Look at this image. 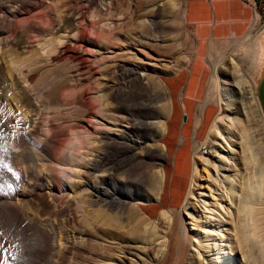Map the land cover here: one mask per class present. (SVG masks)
I'll return each instance as SVG.
<instances>
[{
  "label": "bare ground",
  "instance_id": "bare-ground-1",
  "mask_svg": "<svg viewBox=\"0 0 264 264\" xmlns=\"http://www.w3.org/2000/svg\"><path fill=\"white\" fill-rule=\"evenodd\" d=\"M102 4H105L106 7L101 5L99 10L109 9L112 0H104ZM40 7L38 3H29L28 0H23L22 3L8 9L6 13L14 17L10 32H17L20 27L26 25L27 21L32 27L40 28V23L31 22V16L24 17L25 14L37 11ZM3 8L4 6L0 4V9ZM257 18H260L259 13H257ZM48 22V25L52 24L54 22L53 17ZM91 25L94 31L87 28L80 30L83 39L80 50L66 46L64 52L75 60L81 61V66L88 69L91 76L99 84L98 88H91L83 94L90 100V105L85 111L84 122L79 131L80 134L95 139L87 142L88 150L85 153L81 149L80 137L76 133L72 152L76 165L72 168H66L67 172L64 175L71 173L68 176L69 179L66 180L67 183L53 176V184H50L48 189L46 186L35 188L32 196L34 198H18L16 201H11L12 193L9 189L11 176L7 173L1 176L0 184L4 183V187H0V224L5 219H10L14 223H18L21 230L32 231L35 229L36 231L32 232H37L41 237V246L35 248L36 253L53 251L59 256H66V253L71 249H75L74 251L79 253L78 247L72 246L76 240L73 244L70 238L68 239L67 236L65 237L61 234L62 232L58 231L60 207L58 208L57 202L60 198L70 197L74 199L73 202L78 204V201L84 198L83 203L85 205L82 206V216H87V207L102 206L104 208L93 210L94 217L111 220L114 222V227L120 231L118 235L124 249V255L115 257V259L111 258L101 262V264H156L163 257L165 258L169 252L171 244L169 234L175 226L176 212L174 210L177 208L165 207L161 209L157 218L152 217L143 206L137 204L136 201L134 202L137 195L133 190L137 187V175L140 172L145 177L151 172L153 174L150 175L155 177L153 181L155 184L152 187L153 196L142 199L140 202L151 199L159 200L164 189L166 167L164 162L159 165L154 164V166L152 159L163 161L168 159L169 155L168 146L164 139L169 132V120L173 108L171 109L172 103L166 79L161 77L168 68L165 62L166 58L163 57L160 48H156L157 41L156 43L153 41L155 43L153 47H150L148 43H146L148 45L136 46L128 42L129 39L125 40L116 36L113 21L91 23ZM7 42L10 44L8 40ZM149 42L151 43V41ZM263 45L264 41L260 46L263 47ZM260 46L259 48H262ZM263 49L261 51L259 49L257 53L260 52L259 58L264 63ZM254 53L256 52H253V59L257 56ZM260 54H263V57ZM187 58L189 59L186 63L181 60L186 67L193 57ZM261 61L259 62L262 63ZM232 62L236 72V74L234 72L233 81L230 82L232 88L229 85L221 87V96L217 103L219 110L210 122L202 144L198 145L199 148L193 156V178L188 189L191 196L194 184L199 178L200 163H204V160L206 163L210 161V166L218 172L215 177L214 188L209 189V185H206L205 188L209 190V193L206 190L199 192L200 198L191 204L197 216L188 214L192 229L197 230L202 222L213 221L216 223L210 230L203 227L204 229L196 235L195 249H193L195 252L191 257L192 264L196 263V258H198L196 255L201 258L200 263L196 264H235L234 257L236 256L235 258L238 259L236 251H239L238 247L243 238H249V236L254 237V242L261 243V248L264 249V159L255 165L247 166L255 178V183L253 182L251 187L252 191L248 190V193V191L237 190L238 186L241 185L242 187L243 182L237 177L231 178L228 175L227 172L233 171V169L227 164L229 162L227 157L220 151V149H225L224 146L216 143L222 139L227 147H231L228 136L235 131V128L232 126L234 119L228 113V98L232 97V92L240 94L244 103L243 112L247 124L252 125L254 116L259 117L257 122L264 129L263 78L257 80L252 75L255 72L251 74L246 68L240 67V63L237 61L233 60ZM183 65L178 66L179 68L175 67L177 69L173 73L179 72ZM214 75L218 87L220 86L218 83L219 74L215 72ZM30 79L31 76L21 70L17 75H11L9 80L0 81V122L3 123L2 132H4V136L12 134L15 138L20 139L24 134L26 104L36 110V114L31 118L29 124L31 133H35L39 129L40 117L38 112L41 104L36 101L31 92ZM100 79L101 81H99ZM236 88H238L237 91ZM229 90L230 95H228ZM160 96H163L164 102L162 104L159 103ZM58 97L67 101L65 98H60L59 95ZM78 99L81 100V95H78ZM99 99L103 100L101 105L97 103ZM13 102H16V106L13 105ZM12 126H15L13 132L9 131ZM226 132L229 133L228 136L225 135ZM45 135L51 145L47 149L52 154H57L60 146L64 145L65 139L60 137L55 126ZM196 136L197 134L193 138L197 139ZM183 143L185 142L183 141ZM211 143L213 144L211 145ZM93 145L99 148L91 149ZM215 148L220 152L214 161L209 159L214 155L206 157L204 153H211L209 149ZM229 152L232 151L229 150ZM253 156L255 155L252 154ZM200 157L204 158L203 161ZM245 159L250 162L249 156H246ZM82 163L85 164L86 168H81ZM224 163L225 167L222 166ZM235 166L238 171V163L235 162ZM17 170L19 172L18 178L22 170ZM151 176L147 178H153ZM71 186L74 192L78 189H83L84 192L86 190L84 196L78 199V197L70 195ZM208 194L213 198V201L207 200L206 195ZM22 199H24V204H29L32 207L33 213H30L28 208H23L20 202ZM184 201L183 207L186 208L188 206L187 196ZM223 201L229 203V207L223 206ZM231 207H235L233 213L235 224L227 226L223 222H228L226 216L231 213ZM217 209H221L225 215L218 213ZM198 210L200 211L198 212ZM226 210L229 213H226ZM44 214L48 215L45 220L42 219ZM112 222L110 223L112 224ZM234 243L237 245L234 246ZM0 264H5L4 256Z\"/></svg>",
  "mask_w": 264,
  "mask_h": 264
},
{
  "label": "rangeland",
  "instance_id": "rangeland-1",
  "mask_svg": "<svg viewBox=\"0 0 264 264\" xmlns=\"http://www.w3.org/2000/svg\"><path fill=\"white\" fill-rule=\"evenodd\" d=\"M22 1L0 0V4L4 6L3 9H0V36L2 42L0 44V81L9 80L11 75H17L21 70L25 74L28 73L31 76V92L36 101L41 104V108L38 112L40 117L38 131L31 133L29 124L31 118L36 114V110L25 103L26 124L24 134L20 139L15 138L12 134L10 136H4V134L0 136V177L4 176L5 173L11 176V182L9 183V189L12 193L11 201H16L18 198H34L32 196L35 188L46 186L48 189L49 185L53 184V176L67 183L66 180L69 179L68 176L71 173L64 175L67 172L66 168H72V166L76 165L72 157L76 133L80 137L81 149L85 153L88 150L87 142L95 139L94 137L88 138L86 135L80 134L79 131L84 122L85 111L90 105V100L83 94L91 88H98L99 84L91 76L89 70L81 66V61L75 60L64 52L66 46L80 50V46L83 43L80 30L87 28L94 31L91 23L98 24L99 22L113 21L115 32L117 33L116 36H120L125 40L129 39L127 41L136 46L150 44L149 46L153 47L157 41L156 48H160L163 57L166 58L165 62L168 67L161 76L165 79L169 74H172L177 68L186 63L189 59L187 57L191 58V54H193L195 49L192 32L185 21L184 0H112L110 8L103 11L98 8L101 5L106 7V3L102 4L104 0H28L29 3H38L41 7L37 11L25 14L24 17L31 16V22L40 23V28L32 27L30 22L27 21L26 25L13 33L10 30L14 17L6 12L14 5L22 3ZM257 13H259L260 18L256 16V20L246 36L210 43L208 60L212 67V73L208 83L207 98L201 109L206 102L211 101L216 104L219 102L223 85H229L232 88L230 82L233 81L236 74L233 60L240 63V67L246 68L251 74L255 72L252 75L257 80L263 78L264 63L259 58L260 52H257L259 49L261 51L264 48V45L263 47L260 46L264 41V10L262 12L260 9ZM52 17L54 22L48 25V20ZM261 28L262 30H259ZM6 39L10 44H7ZM259 46L262 48H259ZM252 51L256 52L254 55H257L254 59ZM262 55L260 54L261 57H263ZM215 72L219 74L218 83L220 86L218 87L215 83ZM115 76L117 77V74ZM237 90L238 88H236ZM58 95L60 98L67 99V101L59 99ZM78 95H81V100L78 99ZM228 95H230V90ZM159 99V103L162 104L164 102L163 96H160ZM228 100V113L234 119V125L232 126L235 131L230 133V136H228L229 133L227 132L225 135L230 139L231 147H227L222 139H219L216 143L222 147L224 146L225 149H220V151L229 160L226 163L235 171L227 172L228 175L231 178L237 177L243 182L242 187L241 185L238 186L237 190L252 191L251 187L253 182L255 183V178L252 176L253 172L247 166L255 165L264 159V129L257 122L259 117L254 116V121L251 122L252 125L247 124L243 112L244 103L239 93L232 92V97L228 98ZM97 103L101 105L103 100L99 99ZM13 105L16 106V102H13ZM201 116V113L196 115V126L202 122ZM53 126L56 127L60 137L65 139L64 145L60 146L56 152L57 154H52L47 149L51 145L45 134H48ZM2 129L3 123L0 122V131ZM14 130L15 126L9 128L11 132ZM206 133L207 130L201 138H199L197 133V139L193 138L191 150L188 152L190 185L193 178V156H195V151L199 148L198 145L202 144ZM92 148L98 149L99 147L93 145ZM229 150L232 152H229ZM209 151L211 153L205 152L204 155L206 157L214 155V157L209 159L215 161L220 151H217V148L209 149ZM252 154L255 156L252 157ZM246 156L250 157V162L249 160L246 161ZM200 158L203 161L204 158ZM152 161L153 165H159L164 162L163 164H168L167 166L169 167V164L173 161V155L171 154L170 160L160 161L152 159ZM209 162L207 161L206 163L204 160V163L199 164V178L194 184L192 196L191 193L187 192L188 206L185 208L183 204L182 207L174 210L176 212V225L169 234L171 239L170 249L166 257H163L156 264H192L191 257L195 252L193 249H195L194 240L196 235L204 229L203 227L210 230L216 224L213 221L202 222L197 230L192 229L188 216V214L197 216L191 204L200 198L198 193L203 190L209 193V190L205 188L206 185H209V189L215 186V177L218 171L213 169ZM235 162L238 163V171ZM224 165L225 163L222 166L225 167ZM81 166L82 169L86 168L84 163ZM17 169L22 170L19 175L20 178H17L19 174ZM222 172L224 171L222 170ZM150 174L153 173L150 172L148 176H151ZM148 176L145 177L140 172L137 175V187L133 190L137 195V199L134 202L136 201L144 209L154 200L140 202L142 199L153 196L152 187L155 184V182L153 183L155 177L152 175L154 179L150 177L148 179ZM73 184H75V181H73ZM0 187H4V183L0 184ZM82 190L78 189L74 192L71 186L70 195L80 199L86 192V190L85 192ZM206 198L208 201H213L209 194L206 195ZM73 200V198L67 197L64 199L60 198L57 202L58 208L60 207L58 231L62 232L61 234L65 237L67 236L68 239L70 238L73 244L76 240L77 244H74L76 246H72L78 247L79 253L74 251L75 249L68 251L66 256H59L58 253L54 254L53 251L36 253L35 248L41 246V237L37 232H32L36 230H21L18 223L5 219L0 224V232L3 233L0 236V263L3 256L5 257V264H101V262L103 263L111 258L115 259V257L123 256L124 249L118 235L120 231L114 227V222L94 217L92 213L94 209L104 207L99 205L89 206L87 207V216L84 217L82 216V206L85 205L83 203L84 198H81L78 204L73 202ZM23 201L24 199L20 201L23 208H28L27 210L33 213L32 207L29 204H24ZM222 203L226 207L230 205L225 201ZM159 212L153 217L157 218ZM217 212L225 215L221 209H217ZM234 212L235 207H231V213L228 212L229 214L226 216L228 222H223L227 226L235 224L233 220ZM47 217L48 215L44 214L42 219L45 220ZM60 233L59 236L61 235ZM247 238H243L238 247L239 251H236L238 259L232 254L234 263L264 264L262 244L260 243V245L257 241L254 242L255 239L252 236ZM235 245L237 244L234 243ZM196 257H198L196 258V263H200L201 258L198 255Z\"/></svg>",
  "mask_w": 264,
  "mask_h": 264
},
{
  "label": "crops",
  "instance_id": "crops-1",
  "mask_svg": "<svg viewBox=\"0 0 264 264\" xmlns=\"http://www.w3.org/2000/svg\"><path fill=\"white\" fill-rule=\"evenodd\" d=\"M184 16L192 32L195 49L187 67L183 65L179 72L166 77L173 109L164 141L169 150L167 160L172 154L173 161L169 167L164 164L167 172L161 198L152 200L145 209L152 217L165 207L183 206L190 185L188 152L193 137L197 133L199 138L203 137L218 112L217 104L211 101L201 109L207 98L212 73L208 60L210 43L246 36L256 20L257 10L246 0H184ZM199 113L202 114V122L196 126Z\"/></svg>",
  "mask_w": 264,
  "mask_h": 264
},
{
  "label": "built area",
  "instance_id": "built-area-1",
  "mask_svg": "<svg viewBox=\"0 0 264 264\" xmlns=\"http://www.w3.org/2000/svg\"><path fill=\"white\" fill-rule=\"evenodd\" d=\"M248 3L252 4L257 11L261 9L263 12L264 10V0H246Z\"/></svg>",
  "mask_w": 264,
  "mask_h": 264
},
{
  "label": "water",
  "instance_id": "water-1",
  "mask_svg": "<svg viewBox=\"0 0 264 264\" xmlns=\"http://www.w3.org/2000/svg\"><path fill=\"white\" fill-rule=\"evenodd\" d=\"M263 86H262V99L264 101V76H263Z\"/></svg>",
  "mask_w": 264,
  "mask_h": 264
},
{
  "label": "snow or ice",
  "instance_id": "snow-or-ice-1",
  "mask_svg": "<svg viewBox=\"0 0 264 264\" xmlns=\"http://www.w3.org/2000/svg\"><path fill=\"white\" fill-rule=\"evenodd\" d=\"M3 135V133H2V131H0V136H2ZM3 235V233L2 232H0V236H2Z\"/></svg>",
  "mask_w": 264,
  "mask_h": 264
}]
</instances>
